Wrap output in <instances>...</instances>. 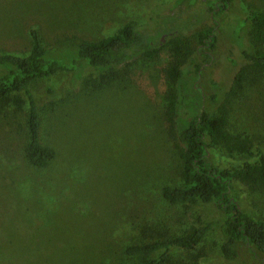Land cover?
Returning a JSON list of instances; mask_svg holds the SVG:
<instances>
[{"label":"rangeland","instance_id":"rangeland-1","mask_svg":"<svg viewBox=\"0 0 264 264\" xmlns=\"http://www.w3.org/2000/svg\"><path fill=\"white\" fill-rule=\"evenodd\" d=\"M205 1L0 0V52L27 54L32 29L50 45L98 40L126 22L153 30L151 40L176 30L191 42L185 78L202 90L200 105L214 109L218 102L211 95L221 102L233 75L246 64L242 50L259 48L248 25H240L251 11L264 9V0H230L220 14L210 13ZM210 25L217 41L206 59L196 50L194 33ZM169 52L166 44L153 59L127 58L99 89L90 85V74L77 79V72L35 84L42 137L57 151L46 168L31 167L24 158V109H2L0 264H132L122 254L127 244L156 234L151 229L180 232L199 211L169 204L160 195L163 184L178 182L180 165L162 112V68ZM191 59L202 64L199 78ZM245 85L229 104L230 127L254 139L256 151L264 150V73ZM189 106L191 99L183 104L184 115L191 113ZM212 154L223 166L237 163L217 150ZM241 195L264 219V194ZM219 244L216 233L204 240L210 259L201 264H227Z\"/></svg>","mask_w":264,"mask_h":264},{"label":"trees","instance_id":"trees-1","mask_svg":"<svg viewBox=\"0 0 264 264\" xmlns=\"http://www.w3.org/2000/svg\"><path fill=\"white\" fill-rule=\"evenodd\" d=\"M229 2L206 0L205 5L210 13L220 14ZM201 20L202 17L196 23ZM242 21L240 27L248 25V34L259 48L251 52L242 50L246 64L233 75L221 102L218 96L211 95L218 102L214 109L200 105L202 90L185 78L187 71L183 66L191 52V42L175 35L176 30L162 32L172 35L169 39L160 33L156 40H151L148 36H153V30H141L126 22L98 40L50 45L32 29L27 54L0 52V112L7 108L24 109V158L31 167L42 169L55 160L57 151L42 137L43 119L32 91L35 84L60 73L77 72V79L90 74V85L99 89L108 81L112 69L121 66L127 58L153 59L163 46L169 45L170 59L162 68L166 83L162 112L180 165L178 182L163 184L160 195L169 204L199 211H194L180 232L151 229L156 234L127 244L122 254L133 259L132 264L205 263L210 255L202 244L212 233L219 236V251L227 264H246V261L264 264V219L245 206L241 195V192L264 194V150L256 151L254 139L232 130L228 118L229 104L242 92L246 82L264 73V9L251 11ZM194 39L196 50L210 58V50L217 41L215 26L197 30ZM190 62L195 77L199 78L202 64L193 59ZM115 74L112 71V76ZM46 88L53 92L50 86ZM187 99H191L192 108L189 106L191 113L184 115L182 107ZM214 150L237 163L230 167L217 163Z\"/></svg>","mask_w":264,"mask_h":264},{"label":"water","instance_id":"water-1","mask_svg":"<svg viewBox=\"0 0 264 264\" xmlns=\"http://www.w3.org/2000/svg\"><path fill=\"white\" fill-rule=\"evenodd\" d=\"M161 38H163V37H161Z\"/></svg>","mask_w":264,"mask_h":264}]
</instances>
